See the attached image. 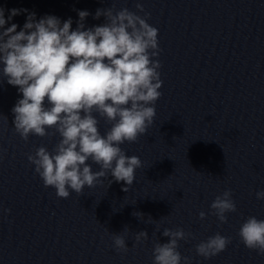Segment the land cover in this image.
<instances>
[{
  "label": "water",
  "instance_id": "1",
  "mask_svg": "<svg viewBox=\"0 0 264 264\" xmlns=\"http://www.w3.org/2000/svg\"><path fill=\"white\" fill-rule=\"evenodd\" d=\"M136 2L0 0V8L6 20L11 9L28 10L5 28L15 23L19 31L35 13L37 20L71 18L75 30L78 11L90 13L84 21L90 28L105 23L93 18L98 8L115 3L136 11ZM139 2L158 29L163 84L152 125L135 143L121 145L142 161L128 192L110 174L81 195L70 190L67 199L46 188L27 155L40 146L51 152L59 136L21 139L11 110L22 94L0 79V264H153L154 244L169 239L164 228L192 233L178 248L190 264H264V255L238 235L248 217L264 220V200L256 198L264 190V0ZM98 119L104 134L111 124ZM226 189L237 211L221 224L210 205ZM140 231L148 239L133 247ZM217 232L231 237L226 250L207 260L198 256L196 245ZM114 234L124 236L127 253L114 248Z\"/></svg>",
  "mask_w": 264,
  "mask_h": 264
},
{
  "label": "clouds",
  "instance_id": "2",
  "mask_svg": "<svg viewBox=\"0 0 264 264\" xmlns=\"http://www.w3.org/2000/svg\"><path fill=\"white\" fill-rule=\"evenodd\" d=\"M135 8L116 9L115 3L98 8L93 18L103 16L105 23L90 28L84 23L90 13L78 11L75 30L71 18L61 22L45 15L37 20L35 13H28L19 31L15 23L5 25L28 10L11 9L6 20L0 8V79L6 78L22 94L11 110L14 129L25 142L30 135L59 136L51 152L40 146L27 155L44 186L54 188L58 198L67 199L70 190L81 195L85 187L103 183L102 178L109 174L115 182H125L128 187L122 190L128 192L136 170L142 167L141 159L127 156L121 145L135 143L152 125L163 81L162 65L156 59L158 29L148 23L151 14L139 0ZM98 117L111 124L104 134ZM89 160L99 166L98 171H93ZM232 197V190L226 189L210 205L211 214L221 224L227 223L228 213L237 211ZM256 198L264 200V190L257 191ZM133 215L143 216L139 212ZM206 215L201 211L199 219ZM153 221L149 216V222ZM123 231L128 232V227ZM155 231H159L158 225ZM162 235L169 239L154 244L153 264H181L182 260L190 264V258L182 256L178 248L179 241H187L192 233L164 228ZM238 235L248 249L264 255V220L248 217ZM112 239L118 252L127 253L123 235L114 234ZM147 239V231L136 233L133 247ZM231 242V237L217 232L197 244L195 251L207 260L225 251Z\"/></svg>",
  "mask_w": 264,
  "mask_h": 264
}]
</instances>
